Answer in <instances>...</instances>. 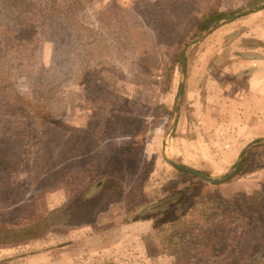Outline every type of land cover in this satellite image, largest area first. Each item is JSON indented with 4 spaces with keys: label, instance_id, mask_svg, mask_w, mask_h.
<instances>
[{
    "label": "rangeland",
    "instance_id": "374dc122",
    "mask_svg": "<svg viewBox=\"0 0 264 264\" xmlns=\"http://www.w3.org/2000/svg\"><path fill=\"white\" fill-rule=\"evenodd\" d=\"M256 1L0 0V264H177L162 253L160 225L207 200L221 224L232 209L222 200L241 198L257 207L240 209L250 219L234 246L258 249L264 139L217 186L169 161L214 179L234 169L238 158L219 152L229 132L223 121L232 117L222 106L234 97V70L250 72L264 58V4L212 26ZM215 12L219 18L198 30ZM29 21L36 28L20 29ZM34 34L33 45L4 46L5 35L10 42ZM1 82L41 103L55 123H41L9 88L2 95ZM221 90L223 100L215 96ZM133 141L130 154L118 150ZM114 171L122 181L116 176L112 188L122 183L109 204L102 199L111 190L102 196L97 183ZM142 200L160 206L128 210ZM231 235L221 234L220 260ZM253 259L263 262L264 249Z\"/></svg>",
    "mask_w": 264,
    "mask_h": 264
},
{
    "label": "trees",
    "instance_id": "16d2710c",
    "mask_svg": "<svg viewBox=\"0 0 264 264\" xmlns=\"http://www.w3.org/2000/svg\"><path fill=\"white\" fill-rule=\"evenodd\" d=\"M257 10V9H255ZM254 10V11H255ZM221 14L218 12L208 14L206 17H204L202 20L198 22V30L204 31L207 30L211 24L219 18ZM24 17V16H22ZM21 19V17H20ZM29 18L28 20H30ZM33 19V18H32ZM32 21V20H31ZM24 22L20 29L26 28H36L35 25L30 24V22ZM16 35L23 34L19 30L14 31ZM36 34V33H35ZM26 35L25 37L20 36L12 41L7 40L6 37V45L4 46H10V50L15 46H19L17 43L21 44L22 41H24V45L28 44H34L36 41H38V37L36 35ZM22 37V38H21ZM18 41V42H17ZM1 50V49H0ZM13 56V55H11ZM179 61L182 60V52L178 55ZM14 60V59H13ZM16 66V65H14ZM3 77V75H2ZM3 81V80H2ZM1 82V94L6 95V91L8 88L13 91L12 97L15 99H18V101H22V105L25 106L27 111L34 113L39 117V120L42 122L46 121H53L56 119L53 115H51L49 112H46L44 109L45 107L41 104L36 102L32 99H25L21 97V94L17 91L10 88L8 85H4ZM55 123V122H54ZM135 146V141H133L128 147L121 146L118 148V150L125 151L128 154L133 152ZM244 163H241L240 169L243 167ZM177 168L179 171H181L184 174L190 175V176H196L195 174L186 171L182 168ZM118 177L120 181H122V175L117 174L115 171L112 173H106L105 174V180H100L97 184L102 185L101 187L104 189V192L101 193L103 196L107 191L111 190L109 194L104 195V198L102 201H105L109 204L114 202V194L113 193H119V189L121 187L122 182H115V186H111V180ZM109 182V183H108ZM107 185H110V187H107ZM215 186L220 185L219 183L213 184ZM106 188V189H105ZM116 190V191H114ZM119 195V194H118ZM226 204L222 206V208H232L231 211H226V219L223 221V223L218 224L216 222L217 215L215 213H212L214 207H216L215 203L212 201H201L197 204V202L194 204L196 209H190L188 212L184 213L183 215L176 217L174 219L168 220L165 223L160 225V236L162 238V246L163 251L162 253H169L174 254L177 257V264H250L257 252L264 249V234L260 239V243H258L256 248H246L245 252L242 251L241 243H238L234 246L236 241V236L240 233L238 231L242 229H248L247 223L249 221V216H245L247 220H244V215L240 212V209L243 211H248L249 209L253 211L257 206H249L246 204L245 199L242 198L239 200V202H235L234 200H231L227 202L226 200H222ZM165 202V201H164ZM245 203V204H244ZM159 202L153 203L148 200H142L139 201L137 204H128V210L132 213H139L140 211H143L144 209H155L158 208L160 205ZM249 206V207H248ZM60 210V209H57ZM235 211L236 214H239L236 218L235 216H230L229 213L232 211ZM199 214V216L197 215ZM157 217L154 218V220ZM203 220V222H202ZM223 225V226H222ZM223 227L225 228L223 231ZM13 229H16L15 227ZM232 229V230H231ZM230 230L232 235L230 234ZM228 231L230 238L226 239L228 240L227 247L224 248V253H228L227 257L223 259H219L218 254H220V249L218 248L222 243L224 242L221 238L222 232ZM244 235V239L246 237V233L242 234V237ZM238 237V236H237ZM240 241H243L244 239L239 237ZM257 263L264 264V261L257 260ZM255 261V262H256ZM256 263V264H257Z\"/></svg>",
    "mask_w": 264,
    "mask_h": 264
},
{
    "label": "crops",
    "instance_id": "0c3cea01",
    "mask_svg": "<svg viewBox=\"0 0 264 264\" xmlns=\"http://www.w3.org/2000/svg\"><path fill=\"white\" fill-rule=\"evenodd\" d=\"M256 61L259 62L248 66L250 72L242 70V73V66L234 70V73L238 72L232 88L234 97L229 104L222 106L223 112L232 114L231 119L223 121L229 132L224 134L227 138L222 136L219 151L222 159L224 157L227 161L238 158L242 150L247 148L248 151L250 145L264 139V58ZM224 91L216 92V98L221 99L219 95Z\"/></svg>",
    "mask_w": 264,
    "mask_h": 264
},
{
    "label": "water",
    "instance_id": "95a60500",
    "mask_svg": "<svg viewBox=\"0 0 264 264\" xmlns=\"http://www.w3.org/2000/svg\"><path fill=\"white\" fill-rule=\"evenodd\" d=\"M260 4H264V0H259V1H256V2H254V3H252V4H250V5L248 6L247 9H245V10L239 12V13H234V14H229V15H227V16H224L222 19L217 20V21L213 24L212 28H213V27H216L217 25H219V23H220L222 20L234 19V18H237V17H239V16L246 15V14L252 12L254 9H256V7L259 6ZM182 61H183V64H182V72H183V74L185 75V74H186V61H187V60H186V54H184V56H183V60H182ZM183 88H184V82L181 83L180 94L182 93ZM164 146H165V144H164ZM251 146H252V145H250L249 147H251ZM246 150H247V148H245L244 150H242V152L239 154V156H238V161H237V163H236L234 169H233L231 172H229L226 176H224V177H222V178H218V179H214V178L210 177L209 175H207V174L204 173V172H201V171H199V170H197V169H194V168H190V167L185 166V165H183V164H181V163H179V162H176V161H174V160H169V161H170L173 165H175V166H177V167H180V168H182V169H184V170H186V171H189V172H191V173H193V174H195V175H197V176H199V177H201V178H203V179H205V180H207V181H209V182H211V183L217 184V183L226 182L229 178H231L232 176H234V175L238 172V170H239V168H240V165H241V159H242V156H243V154H244V152H245Z\"/></svg>",
    "mask_w": 264,
    "mask_h": 264
}]
</instances>
